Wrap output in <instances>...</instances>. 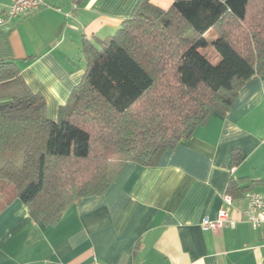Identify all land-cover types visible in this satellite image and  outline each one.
<instances>
[{"label":"trees","instance_id":"1","mask_svg":"<svg viewBox=\"0 0 264 264\" xmlns=\"http://www.w3.org/2000/svg\"><path fill=\"white\" fill-rule=\"evenodd\" d=\"M81 82L48 117L12 60H0V201L20 199L54 226L80 199L103 194L130 161L157 165L240 90L264 75V0H139L118 30L83 38ZM219 56V57H218ZM235 151L232 164L240 162ZM255 181L231 179L242 197Z\"/></svg>","mask_w":264,"mask_h":264},{"label":"crops","instance_id":"2","mask_svg":"<svg viewBox=\"0 0 264 264\" xmlns=\"http://www.w3.org/2000/svg\"><path fill=\"white\" fill-rule=\"evenodd\" d=\"M11 2L0 0V60L16 62L56 120L86 71L83 38L98 44L113 35L139 0H45L22 17L7 15ZM152 2L168 9L173 0ZM241 177L255 181L248 191L264 192V75L157 165L128 162L103 194L80 199L54 226L34 222L18 198L0 201V264H264V227L243 214L246 193L231 196L235 224L202 227Z\"/></svg>","mask_w":264,"mask_h":264},{"label":"built area","instance_id":"3","mask_svg":"<svg viewBox=\"0 0 264 264\" xmlns=\"http://www.w3.org/2000/svg\"><path fill=\"white\" fill-rule=\"evenodd\" d=\"M45 5V0H12L7 15L9 17H22L32 14L40 10ZM3 19L0 18V23ZM248 201V207L243 214L247 217L251 225L257 229L264 227V192L248 191L245 194ZM226 206L222 207L219 211L218 218L211 220L206 217L202 221V227L204 229L217 230L230 222L235 224V220L230 221L229 207L233 204V199L230 195L224 196Z\"/></svg>","mask_w":264,"mask_h":264},{"label":"rangeland","instance_id":"4","mask_svg":"<svg viewBox=\"0 0 264 264\" xmlns=\"http://www.w3.org/2000/svg\"><path fill=\"white\" fill-rule=\"evenodd\" d=\"M219 57V56H218ZM1 183H3V184H1ZM0 184H1V187H5L6 188V186H8V185H11L9 182H7V181H3V180H0ZM4 195H7V194H4ZM7 196L5 197V196H3V199L1 200L2 202H4L5 200L7 201Z\"/></svg>","mask_w":264,"mask_h":264}]
</instances>
